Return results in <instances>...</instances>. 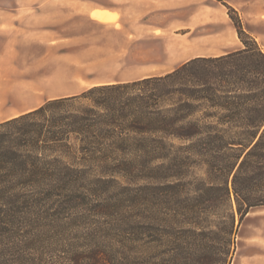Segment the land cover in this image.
<instances>
[{
  "label": "trees",
  "instance_id": "obj_1",
  "mask_svg": "<svg viewBox=\"0 0 264 264\" xmlns=\"http://www.w3.org/2000/svg\"><path fill=\"white\" fill-rule=\"evenodd\" d=\"M224 5L241 50L0 123V264H230L264 207V48Z\"/></svg>",
  "mask_w": 264,
  "mask_h": 264
},
{
  "label": "rangeland",
  "instance_id": "obj_2",
  "mask_svg": "<svg viewBox=\"0 0 264 264\" xmlns=\"http://www.w3.org/2000/svg\"><path fill=\"white\" fill-rule=\"evenodd\" d=\"M1 1L11 3L15 0ZM225 1L235 5L245 14L247 20L243 21L239 12L231 6L237 12L247 33L257 32L264 35V24H255L251 20L254 16L264 14V0ZM37 2L31 10L23 11L24 16L32 15L39 19L35 23V28L39 32L37 46L29 47L24 41L21 52H17L9 59L7 56L5 65L0 66V78L4 77L6 81V101L9 103L8 97H11L18 109L35 104L36 99L39 105L47 96H75L106 81L132 82L130 80L138 75V65L142 60L147 64L144 68L152 69L150 73L154 75L152 77L169 74L188 62H184L185 59L168 56L169 48L173 44L171 39L175 33H172V17L166 12L156 13L151 17L157 25L168 28L169 33L160 35L159 39L148 40L145 45L147 56L144 59L136 56L127 58L125 22L120 23L118 16L114 21L111 19V22H99L91 17L94 9L113 6L119 11L116 9L119 4L115 0H37ZM226 12L228 14V9ZM28 23H25V27L29 25ZM260 46L264 48V43ZM173 68L175 69L170 71ZM200 83L194 79L187 86L192 84L197 86ZM216 111L225 114V108H218ZM184 171L185 178L181 183L184 186V182L205 178L204 167L200 165L187 167ZM118 180L119 186L146 183L127 175ZM171 182L176 181L167 178L161 180L164 185ZM184 188L181 189V193ZM188 188L189 195H192L194 185L187 186ZM111 191L115 192L116 189L111 188ZM173 192L175 194H172ZM177 194L178 191L167 190L166 187L162 190L163 197ZM219 210V213H222V208ZM236 224L235 249L230 264H264V207L250 209L241 219L237 216Z\"/></svg>",
  "mask_w": 264,
  "mask_h": 264
},
{
  "label": "crops",
  "instance_id": "obj_3",
  "mask_svg": "<svg viewBox=\"0 0 264 264\" xmlns=\"http://www.w3.org/2000/svg\"><path fill=\"white\" fill-rule=\"evenodd\" d=\"M118 2L116 11L113 6L94 9V12H106L112 16V20L117 19L120 23L126 24L125 35V56L127 58L136 56L144 59L147 56L145 45L148 40H156L160 35L169 33V29L152 21V15L166 12L172 17L171 39L173 44L169 48V57L185 59L184 62L194 58L219 57L243 48L236 29L231 22L225 0H115ZM37 0L17 1L6 3L0 0V66L5 65V58H12L17 52H21L22 45L25 43L31 47L37 46L38 31L35 23L37 17H26L23 11L30 9L37 4ZM243 21L247 20L245 14L232 4ZM38 6L36 7V9ZM92 17V15H91ZM93 18V17H92ZM94 19V18H93ZM97 20V19H95ZM255 24H264V14H259L251 19ZM99 21V20H97ZM107 21V22H111ZM141 21H143L141 23ZM29 22V23H28ZM34 22V23H33ZM105 22V21H99ZM25 23L29 25L25 27ZM141 23V24H139ZM137 25V27L135 26ZM33 27V28H32ZM180 32V33H178ZM259 45L264 43V35L257 32H250ZM181 43V45L179 44ZM146 62L142 60L138 65V75L131 79L141 80L154 76L152 69L144 68ZM171 69L170 71L174 70ZM169 71V72H170ZM2 78V79H1ZM0 78V123L18 117L22 114L37 109L48 100L68 97L69 95L47 96L41 104H35L18 109L11 100L6 101V81ZM127 81H106L104 84L122 83ZM7 104L9 107H7Z\"/></svg>",
  "mask_w": 264,
  "mask_h": 264
},
{
  "label": "bare ground",
  "instance_id": "obj_4",
  "mask_svg": "<svg viewBox=\"0 0 264 264\" xmlns=\"http://www.w3.org/2000/svg\"><path fill=\"white\" fill-rule=\"evenodd\" d=\"M94 19H97L99 21H110L112 19V16L106 12H94L91 14Z\"/></svg>",
  "mask_w": 264,
  "mask_h": 264
}]
</instances>
